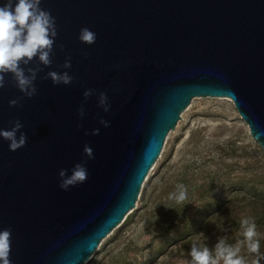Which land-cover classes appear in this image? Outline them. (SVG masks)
I'll return each mask as SVG.
<instances>
[{
  "label": "water",
  "instance_id": "water-1",
  "mask_svg": "<svg viewBox=\"0 0 264 264\" xmlns=\"http://www.w3.org/2000/svg\"><path fill=\"white\" fill-rule=\"evenodd\" d=\"M40 7L56 19L52 65H39L37 94L23 107H9L22 96L10 74L0 89V129L19 119L28 137L15 152L0 137V230L12 229V264H85L136 206L194 98L231 99L264 149V0H41ZM84 27L96 33L94 44L79 40ZM37 65L38 58L22 66ZM49 71L74 80L53 85L43 78ZM89 88L95 93L85 100ZM77 163H85L87 181L62 190L59 171L71 175Z\"/></svg>",
  "mask_w": 264,
  "mask_h": 264
},
{
  "label": "rangeland",
  "instance_id": "rangeland-1",
  "mask_svg": "<svg viewBox=\"0 0 264 264\" xmlns=\"http://www.w3.org/2000/svg\"><path fill=\"white\" fill-rule=\"evenodd\" d=\"M169 178L172 185L166 189ZM178 184L188 191L183 205L168 199ZM206 202L213 206L201 210ZM222 205L230 219L264 215V149L231 100L197 97L169 137L136 206L85 264H186L191 246L182 247L181 240ZM185 212L192 223L184 229L179 222ZM257 231L264 234L262 228ZM215 238L202 233L195 240L205 245ZM244 248L241 254L250 262L253 257ZM260 251L264 254V246Z\"/></svg>",
  "mask_w": 264,
  "mask_h": 264
},
{
  "label": "clouds",
  "instance_id": "clouds-1",
  "mask_svg": "<svg viewBox=\"0 0 264 264\" xmlns=\"http://www.w3.org/2000/svg\"><path fill=\"white\" fill-rule=\"evenodd\" d=\"M41 0H6L0 6V89L6 85L5 77L11 75L15 87L22 93L21 97L9 100V107H23V99H31L37 94L35 81L38 73L42 71L39 65L50 67L53 62V48L58 35L56 19L47 10L40 7ZM79 40L87 45L96 42V33L89 28L80 29ZM63 50V45H60ZM86 56L87 53H84ZM38 58L36 67L23 66L31 64ZM23 65V66H22ZM64 69H70L71 57H67L62 65ZM44 79H50L53 85H69L74 77L68 71H49ZM95 93L94 89H86L83 97L87 100ZM98 106L105 113L110 111L106 92L98 95ZM78 115L82 120L85 116L83 106L78 109ZM100 123L104 127L109 126V121L101 118ZM10 129H0V137L8 141L9 150L15 152L26 146L28 137L21 129L24 125L19 119L11 122ZM82 127V125H78ZM100 129H93L92 135H99ZM19 133V136L17 135ZM86 135L88 133H85ZM84 154L94 158L93 149L89 145L84 146ZM62 190L83 184L88 179V169L85 163H77L71 170V175L66 169L59 171ZM168 199L176 204L183 205L188 201V191L185 185L178 184L176 190L169 194ZM243 229V241L235 245L219 240L214 249L194 241L189 252L190 260L186 264H261L264 254L260 251L259 233L254 220L245 218L241 220ZM12 245V229L0 230V264H12L10 255ZM242 247H246L248 254L253 259L249 262L241 254Z\"/></svg>",
  "mask_w": 264,
  "mask_h": 264
},
{
  "label": "trees",
  "instance_id": "trees-1",
  "mask_svg": "<svg viewBox=\"0 0 264 264\" xmlns=\"http://www.w3.org/2000/svg\"><path fill=\"white\" fill-rule=\"evenodd\" d=\"M171 185H172V182L170 181V178H169L167 181L166 189L171 187ZM163 192H165V190ZM160 198L163 199L162 196ZM212 206H213V203L206 202V203L202 204L200 206V208H201V210H208ZM224 209H225V205L224 206L222 205L215 213H213L212 215L207 217V219L205 221H203V223L201 224V226L199 227V229L197 231L191 232V234H188V237L186 236L187 238L185 237L183 240H181L180 244H182V247L187 248L189 246H192V243L194 241H196L195 238L199 234H202V233H214L215 234V237L217 239L215 238L213 240H210L208 243L205 244L210 249L215 248V245L217 244V242L219 240H221V239H219V237L222 235L227 236L223 240L228 244L235 245L237 242H242L244 238H243V234H242L243 229L241 227L240 222L242 219H245V218H241V219H239V218L230 219L229 217L226 218L225 217L226 212ZM185 214L186 215H184V213L180 214V216L182 215L183 217H182L181 221L179 222L180 224L184 223L183 224L184 229L187 228L188 225H190V223H192V219L188 223L189 217L187 216V212H185ZM255 215L248 216L246 218H250V219L254 220L258 229H260V228L264 229V215L257 214V213ZM258 238L260 240V246H261L260 250H262V247L264 246V234L262 236H259ZM244 249H246V247Z\"/></svg>",
  "mask_w": 264,
  "mask_h": 264
},
{
  "label": "bare ground",
  "instance_id": "bare-ground-1",
  "mask_svg": "<svg viewBox=\"0 0 264 264\" xmlns=\"http://www.w3.org/2000/svg\"><path fill=\"white\" fill-rule=\"evenodd\" d=\"M228 100H231V99H228ZM232 101V100H231ZM233 102V101H232ZM248 126V125H247Z\"/></svg>",
  "mask_w": 264,
  "mask_h": 264
}]
</instances>
